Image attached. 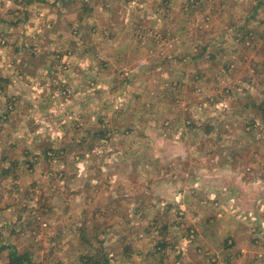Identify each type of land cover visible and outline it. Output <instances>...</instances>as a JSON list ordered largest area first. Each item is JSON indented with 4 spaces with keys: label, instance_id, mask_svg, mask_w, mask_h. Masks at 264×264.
Here are the masks:
<instances>
[{
    "label": "rangeland",
    "instance_id": "rangeland-1",
    "mask_svg": "<svg viewBox=\"0 0 264 264\" xmlns=\"http://www.w3.org/2000/svg\"><path fill=\"white\" fill-rule=\"evenodd\" d=\"M0 65V264H264V0H0Z\"/></svg>",
    "mask_w": 264,
    "mask_h": 264
},
{
    "label": "crops",
    "instance_id": "crops-1",
    "mask_svg": "<svg viewBox=\"0 0 264 264\" xmlns=\"http://www.w3.org/2000/svg\"><path fill=\"white\" fill-rule=\"evenodd\" d=\"M8 53H5V54H3V58L7 55ZM3 62H4V60H3ZM8 67H10V65L9 66H7V67H4V66H2V65H0V84H7L8 83V80H13L12 78H11V76L8 74V70H6ZM21 74V73H20ZM9 84V83H8ZM19 86L22 88V87H28V86H26L25 84L23 85V84H19ZM17 87V85H15V87L14 86H12V85H8V88H16ZM33 89H35V88H33ZM30 90H29V88H23V89H21L20 91H19V94H18V96H16V102H19V101H17V99L18 100H20V98L21 97H23L24 96V94L26 93V92H29ZM33 91H35V90H33ZM24 92V93H23ZM33 94H34V92H33Z\"/></svg>",
    "mask_w": 264,
    "mask_h": 264
},
{
    "label": "trees",
    "instance_id": "trees-1",
    "mask_svg": "<svg viewBox=\"0 0 264 264\" xmlns=\"http://www.w3.org/2000/svg\"><path fill=\"white\" fill-rule=\"evenodd\" d=\"M23 260H25V255L23 257L15 256L14 258L11 259V264H21Z\"/></svg>",
    "mask_w": 264,
    "mask_h": 264
}]
</instances>
